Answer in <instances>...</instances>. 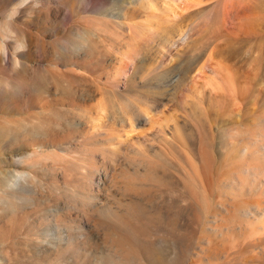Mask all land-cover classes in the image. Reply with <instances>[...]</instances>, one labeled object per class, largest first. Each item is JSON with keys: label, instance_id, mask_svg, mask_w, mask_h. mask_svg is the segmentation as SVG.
<instances>
[{"label": "rangeland", "instance_id": "1", "mask_svg": "<svg viewBox=\"0 0 264 264\" xmlns=\"http://www.w3.org/2000/svg\"><path fill=\"white\" fill-rule=\"evenodd\" d=\"M138 1L0 0V264H264V0Z\"/></svg>", "mask_w": 264, "mask_h": 264}, {"label": "bare ground", "instance_id": "2", "mask_svg": "<svg viewBox=\"0 0 264 264\" xmlns=\"http://www.w3.org/2000/svg\"><path fill=\"white\" fill-rule=\"evenodd\" d=\"M134 1H136V0H129V2L128 3H133ZM143 1V0H142ZM141 1V2H142ZM138 2H140V0L138 1ZM127 4V3H126ZM142 5V4H141ZM123 12V11H122ZM121 13V12H120ZM121 15L119 14V12H118V14H116L115 15V17H120ZM113 24H114V27L116 28L117 26H119V22L118 21H114V22H112ZM110 28V27H109ZM35 161H36V159H35ZM21 163H22V161H20ZM26 174H29L28 172H26L25 170H23V169H21L19 172H18V174H16V177L14 178V180L13 179H11L10 181H9V185H10V187L12 188V189H16V186H17V184H20L21 185V178L22 177H24ZM23 181V180H22Z\"/></svg>", "mask_w": 264, "mask_h": 264}]
</instances>
